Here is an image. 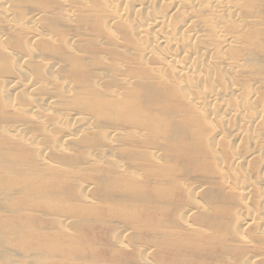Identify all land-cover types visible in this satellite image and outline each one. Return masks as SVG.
<instances>
[{"label": "rangeland", "instance_id": "374dc122", "mask_svg": "<svg viewBox=\"0 0 264 264\" xmlns=\"http://www.w3.org/2000/svg\"><path fill=\"white\" fill-rule=\"evenodd\" d=\"M0 264H264V0H0Z\"/></svg>", "mask_w": 264, "mask_h": 264}, {"label": "bare ground", "instance_id": "6f19581e", "mask_svg": "<svg viewBox=\"0 0 264 264\" xmlns=\"http://www.w3.org/2000/svg\"><path fill=\"white\" fill-rule=\"evenodd\" d=\"M128 1V0H127ZM130 2H131V0H129ZM192 1H196V0H192ZM128 3V2H127ZM126 3V4H127ZM143 5V6H142ZM142 5L141 4H139L138 5V7H139V10L140 11H149L150 9H152L151 8V5L150 4H145V3H142ZM128 6V5H127ZM126 19V18H125ZM190 20L188 19V20H186L185 21V24H187L188 22H189ZM163 24V21L161 20V21H158V22H155V24H153V26H160V25H162ZM132 27H134V26H132ZM161 39V38H160ZM168 60L169 59H171V60H174V58L172 57V56H168V57H166ZM179 71V70H178ZM212 100H217L218 101V99H216V98H214L213 96H210V97H208L207 98V101H212ZM200 102L202 103V104H205L206 103V101L205 100H203L202 98L200 99ZM223 111H224V113L223 114H221L222 115V117H226L227 115H228V109L226 108V107H224V109H223ZM229 113H236L237 115H241V111L240 110H234L233 112H229ZM152 120V119H151ZM149 123H150V121H149ZM152 123V122H151ZM64 125V124H63ZM151 125V124H150ZM149 125V126H150Z\"/></svg>", "mask_w": 264, "mask_h": 264}]
</instances>
